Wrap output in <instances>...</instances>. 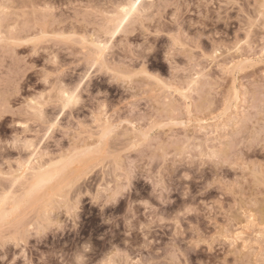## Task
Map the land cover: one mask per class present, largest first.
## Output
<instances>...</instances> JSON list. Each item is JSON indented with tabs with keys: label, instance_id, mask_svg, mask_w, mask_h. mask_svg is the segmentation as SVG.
Instances as JSON below:
<instances>
[{
	"label": "rangeland",
	"instance_id": "1",
	"mask_svg": "<svg viewBox=\"0 0 264 264\" xmlns=\"http://www.w3.org/2000/svg\"><path fill=\"white\" fill-rule=\"evenodd\" d=\"M123 1L0 0V264H264V0H155L97 63Z\"/></svg>",
	"mask_w": 264,
	"mask_h": 264
},
{
	"label": "bare ground",
	"instance_id": "2",
	"mask_svg": "<svg viewBox=\"0 0 264 264\" xmlns=\"http://www.w3.org/2000/svg\"><path fill=\"white\" fill-rule=\"evenodd\" d=\"M155 4H156L155 0H127V2L120 4L117 10H115L113 14H111V17L109 19V23H111V27L109 29L110 31L108 32L111 35L110 39L107 40L106 42H103V41L98 40L99 38L98 37L97 41H95V48L97 50L95 52L96 53L95 54L96 59L94 58L95 62L98 63L99 61H103V58H105L106 56L105 54H107L106 52H108V50L111 49L110 47H111L112 40L115 37H118L120 34H123L124 32H126L128 26L135 19H138V17L140 18L141 15L142 16L145 15V13L148 14L151 11V8ZM93 64H95L94 61H93ZM73 97L74 99H70ZM79 97H80L79 93H77L75 90L69 91L67 89H64V90L62 89V96L60 98H62L61 100L63 101L65 105L69 106L70 104L76 102L79 99ZM51 127H53L52 124H51ZM33 140L34 139L30 138V139H27V141L25 142L24 146H26L31 151L30 152L31 155L28 157V159L26 158L25 162L23 163L18 162L19 164L17 165L19 166H17L18 170L16 171L17 179L15 181L17 183L18 181H21L23 185L22 188L24 189V192L26 195H31L36 190L40 189L43 185L47 184L52 179H54L55 176L59 173V171L56 168H53L52 166H50L51 164H44L40 162L41 161L40 159L43 160V158L46 157V154L42 152L45 156L44 157L43 154L41 153L42 151L40 148L41 146L38 144H35L34 143L35 141ZM53 171H56V173L53 174L52 173ZM11 190L12 189L6 191L0 199V219L5 214L19 207L20 200L14 193V189L13 191Z\"/></svg>",
	"mask_w": 264,
	"mask_h": 264
},
{
	"label": "snow or ice",
	"instance_id": "3",
	"mask_svg": "<svg viewBox=\"0 0 264 264\" xmlns=\"http://www.w3.org/2000/svg\"><path fill=\"white\" fill-rule=\"evenodd\" d=\"M261 15L264 16V12H262ZM175 46L183 47V45H181V44L179 43V41H175ZM173 50H174V49H173ZM149 51H151V49H149ZM70 99H74V97H73V98H70ZM66 106H67V105H66ZM62 114H63V113H61V115H62ZM23 126L26 127V125H23ZM133 176H134V174L130 171V172L128 173V183L125 184V185H123L122 187L118 186V187L116 188V190H115L114 195H110V196L108 197L110 201L113 200L114 198H118V197L121 195V193L127 191L128 187H129L130 184H131V180L133 179ZM189 179H190V178H189ZM207 187H208V188H211V187H212V184L210 183ZM205 190H206V189H205ZM142 203L144 204L145 207H150V205H149V203H148L147 201H142ZM131 211H132V205H129V212H131ZM187 211L190 212V211H192V209H188ZM185 214H186V212H181V213H179V215H181V216H183V215H185ZM177 226L179 227V224H177ZM250 226H251L250 223H249L248 225H244V227H250ZM241 235H242V234H241L240 232L236 233V237H237V239H239ZM262 239H264V236H262ZM193 243L195 244L196 242L194 241ZM107 264H111V261H108Z\"/></svg>",
	"mask_w": 264,
	"mask_h": 264
}]
</instances>
